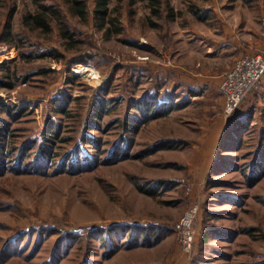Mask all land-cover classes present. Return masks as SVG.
I'll list each match as a JSON object with an SVG mask.
<instances>
[{
    "label": "rangeland",
    "instance_id": "374dc122",
    "mask_svg": "<svg viewBox=\"0 0 264 264\" xmlns=\"http://www.w3.org/2000/svg\"><path fill=\"white\" fill-rule=\"evenodd\" d=\"M40 1L60 11L71 38L54 16L49 33L24 25L25 15L42 11L34 0L0 6V52L12 50L0 80L15 81L0 85V264H264V226L250 224L264 128L248 110L243 123L238 109L222 112L209 91L192 97L174 71L180 64L215 74L229 56L207 51L206 37L220 25L250 30L245 38L251 28L263 34L264 0H161L160 15L151 0H110L104 23L95 0H85L83 18L75 0ZM171 8L177 14L168 20ZM81 65L97 77L75 74ZM154 94L186 104L151 117L142 109ZM195 203L191 257L172 230L153 245L124 247L145 227L163 230L152 222L173 226ZM111 241L123 248L104 260Z\"/></svg>",
    "mask_w": 264,
    "mask_h": 264
},
{
    "label": "crops",
    "instance_id": "0c3cea01",
    "mask_svg": "<svg viewBox=\"0 0 264 264\" xmlns=\"http://www.w3.org/2000/svg\"><path fill=\"white\" fill-rule=\"evenodd\" d=\"M262 6L264 7V2H262ZM215 14L216 16H218V18L221 19L222 16L218 11H215ZM217 29L219 30V33L215 32V36H212L211 38L206 37V39L211 41L210 44H205L210 46L207 48V51H210L212 53L213 52L215 53L217 51V53H221L229 57L225 59L223 66L217 69V72L215 74H191L192 70L181 67L180 64L174 66V71L177 76L180 75V77H182L188 82V83L186 82L187 85H189L190 88L193 90L191 92L192 97L201 94L203 91L205 92L209 91V96L211 93L213 94L211 100L213 101V99H215L220 105V109L223 112V110L225 109V100L222 96L220 85L222 83L226 70L234 64L236 58L239 57L240 55H243L245 53L255 54L264 50V36L262 37V35H264V31L262 32L263 34H259L257 32V29L254 30V28H251L253 30L252 31L253 33L252 32L247 33L249 36L248 38H245L246 35L244 34L245 29L241 31H238V29L230 30L231 28L230 29L227 28L226 25H222V26L220 25ZM223 31H225L224 36L222 35ZM249 31L245 30V32H249ZM220 34L222 36H220ZM206 39L202 41H206ZM213 46L215 47V49L213 48ZM200 65L201 63L198 64V66ZM195 80H198V82L194 83ZM197 85L198 87H196ZM237 109H238L237 112H245V110H248L247 111L248 113H252L253 124L259 126L258 130L259 132H262L261 130L264 128V78L261 84L259 85V87L254 91H252ZM221 110L219 111V114H222ZM263 161L264 160H261L259 171L263 172L264 174ZM263 174L260 180L255 185L252 186V190L257 193L256 195H258V197H260L259 198L260 200L258 199V205L253 204L252 206L255 216L253 217L254 219L250 221V224H252L253 227H257V226L259 227L261 226V224H263L264 226V175ZM261 197L263 201L261 200ZM254 249H255V255L258 256V250H257L258 248L257 249L254 248Z\"/></svg>",
    "mask_w": 264,
    "mask_h": 264
},
{
    "label": "trees",
    "instance_id": "16d2710c",
    "mask_svg": "<svg viewBox=\"0 0 264 264\" xmlns=\"http://www.w3.org/2000/svg\"><path fill=\"white\" fill-rule=\"evenodd\" d=\"M4 0H0V6L2 5ZM36 5H38L40 8H42L41 12L38 13H30L28 15L24 16L23 19V23L24 25L30 26V27H34V28H42L44 30V32L49 33L51 31V25L49 22L50 16L51 18L54 16L56 17V20L61 21L59 23V27L60 29V34L62 37L64 38H71L72 34L69 32V30H66V25L64 24V22L60 19L61 17V13L59 10H54L52 6H49L47 4H43L40 0H34ZM96 1V7L93 11L94 17L100 21H102L103 23L106 21H111V9L109 6L110 0H95ZM75 11L76 14L80 17H86L87 14V10H86V2L85 0H75ZM152 6H153V12L155 15H160V6L159 4H161V0H151ZM176 14L175 11L171 8L168 11V14L166 16V18L168 20H173L174 18H176ZM121 28H117L116 32H120ZM166 39H168V35L165 36ZM10 43V42H9ZM33 54H31L32 56ZM46 55V53L41 52L38 56H34V57H40V56H44ZM95 56H93L92 58H94ZM90 58H85L82 59L80 62L81 63H88L90 61ZM165 72L159 73L161 74L160 77L163 78H167L164 75ZM169 74H171V72H169ZM0 85L2 86H7L10 88H13L15 86V81L14 82H7L6 80H0ZM155 97V94L154 96ZM156 100H152L149 99V101H145V107L142 109L143 112L145 110V113H147V115H151V117H155L158 118L160 116H163L165 113L169 112V111H173L176 108L179 107H183L185 106L186 103H181V104H176V103H172V100H168L165 99V101L161 100V97H155ZM158 102V105L157 103ZM143 104V105H144ZM4 108L8 111V113L10 115L13 114V112L11 111V108L7 105H4ZM167 108V109H166ZM239 108V107H238ZM101 109V108H100ZM166 109V110H164ZM60 111L65 112L64 108H60ZM237 112V111H236ZM235 112V113H236ZM234 113V115H235ZM239 115L238 119L240 118V120H238L239 123H243L245 122L246 119V115L244 112H237ZM247 115H250V113L247 112ZM98 117H101V114L97 115ZM237 119V118H236ZM123 126L125 127V131H132L134 129V126L132 124H126V122L123 124ZM88 129H96L97 126H95V124H91L89 126H87ZM3 130V128L0 129V135L1 131ZM1 140V139H0ZM124 140V138H123ZM91 142H95V139H91ZM2 145L3 143L0 142V150L2 149ZM119 147V146H118ZM121 150L119 148V152H115V155H120ZM5 157V152L1 151L0 152V158ZM139 157H143V155L139 154ZM87 159V158H86ZM74 163V162H72ZM72 163L70 165H72ZM89 163V161L87 162ZM260 169V164H257L255 167V172L253 175H251L250 177V184L253 186L255 185L261 178V176L257 173V170ZM264 170V167H263ZM149 192V191H148ZM150 193V192H149ZM159 229V228H158ZM153 230V231H152ZM171 231L167 230V229H163L160 231H157V229L154 228H143L138 232H135V234L133 236H131L129 238V240L127 241L129 245H124V247L127 248H133V247H138L141 246L142 244H149V245H153V243L155 241H161L162 239H164ZM155 239V240H152ZM111 243V247H109V250H107L106 252L103 253V259L104 260H109L111 259L121 248H123V246L117 247L116 246V242H110Z\"/></svg>",
    "mask_w": 264,
    "mask_h": 264
},
{
    "label": "built area",
    "instance_id": "2783aa9c",
    "mask_svg": "<svg viewBox=\"0 0 264 264\" xmlns=\"http://www.w3.org/2000/svg\"><path fill=\"white\" fill-rule=\"evenodd\" d=\"M74 69V73H75ZM76 74V73H75ZM264 78V50L255 54H243L229 67L220 85L225 99V113L232 114L248 95L257 89ZM199 204L191 205L184 216L173 226H166L159 221L152 226L172 230L177 234L183 251L191 257L194 253L197 231Z\"/></svg>",
    "mask_w": 264,
    "mask_h": 264
},
{
    "label": "bare ground",
    "instance_id": "6f19581e",
    "mask_svg": "<svg viewBox=\"0 0 264 264\" xmlns=\"http://www.w3.org/2000/svg\"><path fill=\"white\" fill-rule=\"evenodd\" d=\"M9 50L10 51H8V53L4 52V51L0 52V62L2 60H6V58H10L9 55H11L12 50L11 49H9ZM76 73H78L80 75H89V76H92L93 78L97 77V71H96L95 67H93L91 65L78 66L76 69Z\"/></svg>",
    "mask_w": 264,
    "mask_h": 264
}]
</instances>
